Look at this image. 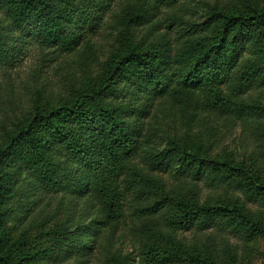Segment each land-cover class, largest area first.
<instances>
[{
    "label": "trees",
    "instance_id": "trees-1",
    "mask_svg": "<svg viewBox=\"0 0 264 264\" xmlns=\"http://www.w3.org/2000/svg\"><path fill=\"white\" fill-rule=\"evenodd\" d=\"M186 1L0 0V74L31 46L77 65L61 83L36 82L38 95L52 87L55 95L0 143V264L101 252L105 264H130L111 243L126 223L138 264H240L229 239L190 243L193 229L264 238V212L251 209L264 210V184L240 175L231 153L211 154L216 122L264 131V7L231 0L186 25L178 14ZM103 24L108 45L97 54ZM40 217L54 229L35 227L37 249L12 241L9 223L20 232Z\"/></svg>",
    "mask_w": 264,
    "mask_h": 264
},
{
    "label": "rangeland",
    "instance_id": "rangeland-1",
    "mask_svg": "<svg viewBox=\"0 0 264 264\" xmlns=\"http://www.w3.org/2000/svg\"><path fill=\"white\" fill-rule=\"evenodd\" d=\"M231 0H187L178 12L182 18L183 23L186 25L198 24L205 21L206 17L211 14L215 7L217 10H223L229 6ZM258 4L264 7V0H258ZM251 3L256 0H250ZM231 6V5H230ZM242 6V7H241ZM237 6L243 8V5ZM177 30H179L177 32ZM109 29L106 24H103L98 29V32L93 39L96 43L97 54L103 48L106 49L108 42ZM186 32V28L181 27L178 29L170 30L171 36L175 37L177 33ZM99 42V44H98ZM99 47L102 48L99 50ZM44 65L42 75L39 76L38 69ZM77 65H74L71 58L60 55L43 57V54L36 49L34 46L28 48L19 63L7 74H0V143L8 144L10 138L14 135L15 129L13 123L22 117H30L34 115L36 109V102L43 103L47 100L48 95H55V88L45 91L42 95H38L39 85L36 82L42 81L43 78L48 80L50 85L61 83L63 80H68L69 75L76 70ZM55 98V97H54ZM55 105V104H54ZM5 114L9 115L8 117ZM222 123V124H221ZM221 124V128H220ZM173 125L169 123L163 129L168 134H172L171 129ZM215 126L219 128L216 134L211 138L216 140L215 148L211 154L221 155L223 152L231 153L235 156L236 161L242 165L239 174L245 177L253 176L259 184H264V151L261 146H264V131L250 133L248 131H241L240 126L230 127L223 122L215 123ZM207 138L209 136L206 135ZM236 163V164H238ZM238 177V175H237ZM241 178V176H239ZM239 180V179H237ZM167 181L171 182L169 176ZM234 187L232 186V189ZM240 192L236 190H230V196H236ZM207 193H205L206 195ZM220 194V193H219ZM219 194H215L217 201H223L219 199ZM15 203H11L14 206ZM252 212L255 218L259 217V211H263L257 206H251ZM48 210H44L46 214ZM44 217L34 219L35 223L32 225L30 220L21 225V231L13 232L15 227L13 223H9L7 226L11 228L10 237L12 241L18 243L26 241L28 243V250H35L38 248L37 241L34 238L38 229L45 230L44 232L52 231L53 225L47 223V219L43 222ZM32 220V219H31ZM142 219L137 220V226L140 225ZM41 223V224H40ZM43 225V228L41 227ZM38 229L35 230V227ZM26 232V234H25ZM209 234L220 238H227L233 244L238 246V252L241 256L240 264H264V238L258 237L253 242L244 243L239 237L230 235L229 232L220 231L218 228L207 231H197L193 229L190 232L184 234L188 242L192 243L195 240L205 242ZM34 238V239H33ZM44 239H47L44 237ZM112 247L113 250L122 254L130 255V264H138L137 258V242L134 233L131 231L130 224L126 223L115 235L113 239ZM43 246H50L51 243L45 241L42 242ZM106 245V244H105ZM103 252L97 253L93 256L84 257L81 259L70 258L62 263H49V264H105V258Z\"/></svg>",
    "mask_w": 264,
    "mask_h": 264
}]
</instances>
